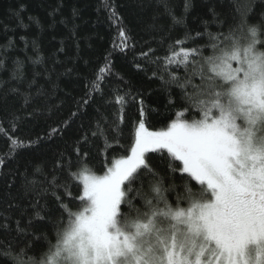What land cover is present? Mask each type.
Returning <instances> with one entry per match:
<instances>
[{
    "label": "trees",
    "instance_id": "1",
    "mask_svg": "<svg viewBox=\"0 0 264 264\" xmlns=\"http://www.w3.org/2000/svg\"><path fill=\"white\" fill-rule=\"evenodd\" d=\"M244 17L264 28V0H0V124L7 132H0L5 159L0 167V264H12L2 254L9 246L19 250L30 243L28 255L39 257L47 249L45 237L54 239L64 213L52 194L53 177L69 186L70 196L56 189L64 204L73 211L80 208L76 197L82 185L70 179L67 166L70 158L72 170L77 169L76 149L87 153V164L102 175L106 164L129 154L141 119L150 130H160L176 118L184 105L169 72L183 78L185 69L170 65L165 70L163 62L171 50H179L175 42L190 35L183 47L200 48L209 56V34H227ZM16 61L23 65L20 79L13 78ZM106 64L111 70L97 90L93 84ZM117 95L126 101L122 120ZM12 138L25 146L8 156ZM146 159L170 189L166 195L173 205L185 183L199 190L187 174L170 170V162L173 167L180 162H172L166 150L149 152ZM37 165L42 173L35 171ZM152 181L141 170L133 189L143 184L142 191L151 195ZM133 202L143 205L139 197Z\"/></svg>",
    "mask_w": 264,
    "mask_h": 264
},
{
    "label": "snow or ice",
    "instance_id": "2",
    "mask_svg": "<svg viewBox=\"0 0 264 264\" xmlns=\"http://www.w3.org/2000/svg\"><path fill=\"white\" fill-rule=\"evenodd\" d=\"M120 36L121 47H128L123 30ZM209 36V56L200 48L183 47L193 38L189 35L175 42L178 51L163 58L165 70L170 65L185 69L183 78L169 72L184 105L176 118L160 130H150L141 119L129 154L106 164L102 175L87 164V153L76 149L77 169L72 170L70 158L67 166L70 179L82 185L76 197L80 208L73 211L64 204L56 189L70 196L69 186L53 177L52 194L64 213L54 239L45 237L47 249L39 257L28 255L30 243L19 250L9 246L2 254L12 264H264V28L244 17L227 34ZM15 63L13 78L20 79L23 65ZM110 70L107 64L99 70L94 88ZM115 102L122 120L125 98L117 95ZM190 113L195 114L189 118ZM0 132L7 136L2 124ZM23 146L24 141L10 139L7 155ZM161 150L180 162L176 167L170 162L172 172L187 174L199 186L193 191L185 183L175 205L146 159L147 153ZM4 164L0 157V167ZM57 166L63 167L61 161ZM141 170L153 177L151 195L142 191L143 184L133 189ZM35 171L42 173V165ZM137 197L142 207L134 204Z\"/></svg>",
    "mask_w": 264,
    "mask_h": 264
}]
</instances>
